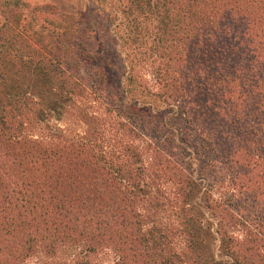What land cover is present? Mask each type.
I'll return each mask as SVG.
<instances>
[{
    "label": "trees",
    "instance_id": "16d2710c",
    "mask_svg": "<svg viewBox=\"0 0 264 264\" xmlns=\"http://www.w3.org/2000/svg\"><path fill=\"white\" fill-rule=\"evenodd\" d=\"M254 1L128 0L130 5L120 8L128 24L136 22L129 15L133 3L137 17L157 18L164 35L157 44L173 38L176 46L169 47L178 55V76L164 74L180 90L170 96L176 102L178 96L177 109L188 118L201 106L214 145L224 147L231 193L208 208L219 223L244 230L242 239L222 226L216 231L228 264H264V232L243 216L262 210L258 202L264 194V21L250 7ZM45 7L14 1L15 9L0 25V264H20L35 252L51 256L61 244H82L89 254L111 248L114 264H225L198 242L193 210L177 217L186 239L183 252L164 249L144 229L138 202L146 195L149 174L133 146L128 159L113 165L108 155L81 141L44 144L21 136L19 120L28 117L27 101L34 100L24 87L57 82L61 96L70 83L73 90L93 83L96 94L106 85L108 55L99 33L89 30L85 17L72 21V15H53ZM23 8L29 15L21 17ZM171 64L168 59L164 67ZM36 94L43 96L40 90ZM167 140L172 143L168 138L151 143L152 174L179 173V183L189 186L178 188L180 200L191 207L187 199L198 185L182 167L185 159L166 148Z\"/></svg>",
    "mask_w": 264,
    "mask_h": 264
},
{
    "label": "rangeland",
    "instance_id": "374dc122",
    "mask_svg": "<svg viewBox=\"0 0 264 264\" xmlns=\"http://www.w3.org/2000/svg\"><path fill=\"white\" fill-rule=\"evenodd\" d=\"M14 1L17 0H0V25L15 9ZM18 1H23L29 7L45 5L53 15H72V21H81L85 17L84 24L87 23L89 30L99 33L103 44L102 53L107 51L104 55H108V69L103 72L106 76L105 89L98 94L91 89L94 87L93 83L85 87L86 90L81 88V84L80 88L76 87L74 90L71 83L67 84L61 96L57 82L24 87L27 92L34 94V100L27 101L28 117L22 119L21 116L19 120L23 124L21 136L44 144L63 138L67 141H81L91 145L95 153L108 155L113 165H120L128 159L127 149L133 146L149 174L146 179V195H142L138 202L144 229L150 231V236L164 249L183 252L187 249L186 239L177 217L183 219L185 215H190L188 209L193 210V219L196 218L193 232L199 237L198 242L204 246L208 255L228 264L230 258L220 256L219 234L216 231L222 226L229 236L242 239L244 230L233 222L229 225L219 223L214 212L208 208V205L224 201L231 193L224 147L214 145L215 138L210 134L207 121L209 117L200 116L201 106L195 110L190 109L197 116L188 118L177 109L178 96V102L174 100L175 97L170 96L176 95V91L180 90V86L177 88V85L167 83L169 80L165 79L164 74L167 71L178 76L179 69L175 61L178 55H174V49L169 47L176 46L173 38L166 36V41V37L161 38V43L157 44L160 36H164L157 18L151 16L144 21L137 17V10L133 11L134 3L129 10L132 14L127 13L130 18L135 17L136 22L128 24L120 12V8L130 5L128 0ZM250 7L257 9V18L264 21V0H255ZM17 10L19 13V8L15 10L16 13ZM20 13L21 17L29 15V9L23 8ZM41 24L42 21L39 20V26ZM89 38L95 39V35L92 33ZM168 59L172 64L164 67ZM99 61L104 65L100 59ZM38 90L42 91V97L37 96ZM18 115H21L20 112ZM166 138L172 141L167 140L166 148L178 159H185L182 167L198 185L191 190L193 196L187 199L192 204L191 207L184 206L180 200L178 188L188 189L189 186L179 183L182 182L179 173L170 171L165 176L152 174L151 143H161ZM173 145L184 151L177 150ZM259 199L258 203L261 207L263 205L262 210L245 211L243 216L264 232V217L261 218L264 214V194ZM256 201L258 199L255 197L254 202L257 203ZM230 203L240 209L239 201L236 203L232 200ZM115 256L111 248H100L96 253L89 254L82 244H61L51 256L35 252L20 264H76L80 261L89 264H114Z\"/></svg>",
    "mask_w": 264,
    "mask_h": 264
}]
</instances>
